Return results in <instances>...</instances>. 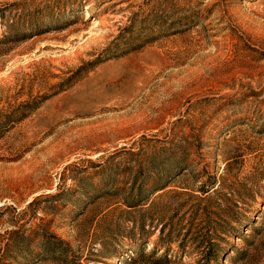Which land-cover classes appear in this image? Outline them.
I'll return each mask as SVG.
<instances>
[{
  "label": "rangeland",
  "instance_id": "rangeland-1",
  "mask_svg": "<svg viewBox=\"0 0 264 264\" xmlns=\"http://www.w3.org/2000/svg\"><path fill=\"white\" fill-rule=\"evenodd\" d=\"M263 192L264 0H0V264H264Z\"/></svg>",
  "mask_w": 264,
  "mask_h": 264
},
{
  "label": "trees",
  "instance_id": "trees-1",
  "mask_svg": "<svg viewBox=\"0 0 264 264\" xmlns=\"http://www.w3.org/2000/svg\"><path fill=\"white\" fill-rule=\"evenodd\" d=\"M261 196H264V192L263 193H260ZM261 205L264 204V201H261L259 202ZM248 223V220H245L244 222L239 220L238 222V228L234 229L230 227H228L229 229L227 230V233L230 235V236H234L236 235L238 232V230L240 228H244L246 227V224ZM214 229V227H212ZM145 232V231H144ZM243 235V233H241ZM197 241H196V249L197 250H200L202 251V257L201 258H204L205 259V262H202L204 264H216L217 261H219V258L220 257H223V258H227L229 256V252H230V249H226V248H220L217 246L216 247H207V249H205V246L201 248V245L205 239H203V234L202 233H198L197 234ZM241 236V235H240ZM165 242H169V239H166ZM201 248V249H199ZM204 249V251L202 250ZM171 245H169L164 252H160L158 254V252L156 254H154V252H149V253H146L144 251V248L138 250L137 252H135L132 257H129V260H126L124 261V264H171L173 262H179L180 261V258L178 257L180 254V252H177V251H180V250H176V253L175 254H171L172 251H171ZM246 251H241V252H238L239 256H241L242 254H244ZM225 253V254H224ZM243 256V255H242ZM244 258V257H243Z\"/></svg>",
  "mask_w": 264,
  "mask_h": 264
}]
</instances>
